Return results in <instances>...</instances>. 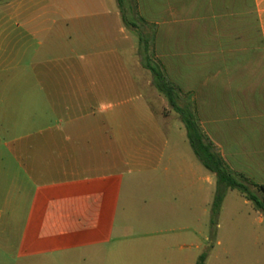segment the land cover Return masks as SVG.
<instances>
[{
  "label": "crops",
  "instance_id": "obj_1",
  "mask_svg": "<svg viewBox=\"0 0 264 264\" xmlns=\"http://www.w3.org/2000/svg\"><path fill=\"white\" fill-rule=\"evenodd\" d=\"M145 49L229 173L264 195V0H0V264L109 237L162 123L187 137Z\"/></svg>",
  "mask_w": 264,
  "mask_h": 264
},
{
  "label": "rangeland",
  "instance_id": "obj_2",
  "mask_svg": "<svg viewBox=\"0 0 264 264\" xmlns=\"http://www.w3.org/2000/svg\"><path fill=\"white\" fill-rule=\"evenodd\" d=\"M177 123L165 120L163 139L148 143L147 173L126 176L110 236L53 239L46 264H197L204 253L206 264H264V220L238 190L213 217L217 188Z\"/></svg>",
  "mask_w": 264,
  "mask_h": 264
},
{
  "label": "trees",
  "instance_id": "obj_3",
  "mask_svg": "<svg viewBox=\"0 0 264 264\" xmlns=\"http://www.w3.org/2000/svg\"><path fill=\"white\" fill-rule=\"evenodd\" d=\"M146 54L147 50L145 49L144 52H141V59L143 66L153 75L154 86L168 99L173 109L181 115L182 122L187 130V137L191 147L202 165L216 175L217 192L213 204V217H217L219 215L228 190L240 191L250 202L253 203L255 209L264 215V199L259 197V195L251 189L252 185L249 183L247 178L235 177L229 173L225 163L216 153L213 144L206 140L200 131L192 109L190 107L183 109L178 106L177 91L167 81L161 67L154 63ZM258 189L264 194V185L258 186ZM206 259L207 254L204 253L201 255L197 264H206Z\"/></svg>",
  "mask_w": 264,
  "mask_h": 264
}]
</instances>
